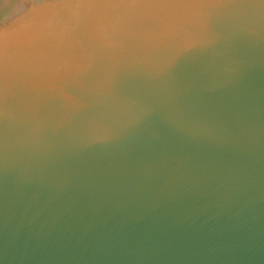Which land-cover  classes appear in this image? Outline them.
Returning a JSON list of instances; mask_svg holds the SVG:
<instances>
[{
  "label": "water",
  "instance_id": "95a60500",
  "mask_svg": "<svg viewBox=\"0 0 264 264\" xmlns=\"http://www.w3.org/2000/svg\"><path fill=\"white\" fill-rule=\"evenodd\" d=\"M0 264H264V0H0Z\"/></svg>",
  "mask_w": 264,
  "mask_h": 264
}]
</instances>
